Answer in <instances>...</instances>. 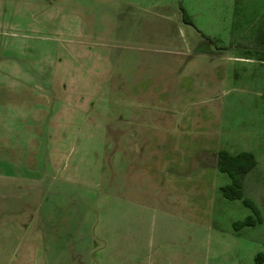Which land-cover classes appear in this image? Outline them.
<instances>
[{"label": "rangeland", "instance_id": "obj_1", "mask_svg": "<svg viewBox=\"0 0 264 264\" xmlns=\"http://www.w3.org/2000/svg\"><path fill=\"white\" fill-rule=\"evenodd\" d=\"M0 4L14 20L0 29L1 67L83 46L101 70L95 85L83 86L95 94L92 126L62 151L70 180L60 191L73 198L57 201L72 209H45L34 191V176L61 154L34 133L32 111L43 95L29 85L38 59L30 84L0 70V115L9 116L0 117V173L14 174L13 264H253L264 252V0ZM222 150L256 159L242 183L259 209L254 226H234L254 213L222 194L231 183L217 166ZM74 215L73 236L54 235V219Z\"/></svg>", "mask_w": 264, "mask_h": 264}, {"label": "crops", "instance_id": "obj_2", "mask_svg": "<svg viewBox=\"0 0 264 264\" xmlns=\"http://www.w3.org/2000/svg\"><path fill=\"white\" fill-rule=\"evenodd\" d=\"M8 10L7 6L4 7L0 4V29L10 26L14 21L9 17L10 12ZM19 48H21L20 50L23 49V51L19 50L21 53L30 49H26L23 46ZM9 50L15 51V49ZM1 51L0 48V52ZM92 53V49L76 46L64 52L56 51L53 55L44 54L45 57L42 61L41 58L32 59L26 57V60L23 61L21 59L20 61L24 65L17 63L13 65V67L10 65L8 66V61L5 60L6 66H0V70H5L6 72L12 69L16 77H21L24 80L27 79V83L30 84V75L35 71L33 64L37 62L35 59L39 61L38 64L40 67L37 69L32 79L34 85H29V89L31 87H37V92L35 93L38 94L42 91L41 93L43 95V100L38 101L36 107L33 108L32 111V117L37 118V125L34 126V133H43L42 135H44V137L42 140L45 145L53 144L54 150L61 151L60 156L56 155L55 159H51L46 163L47 166L44 170V174H39L33 178L35 181L34 188H36L34 191L36 192V196L38 195L40 198V202L44 201L43 206L45 209H59L58 207L60 205L58 201L63 198L67 199L69 204L72 202L73 194L70 195L63 192V190L60 191L62 185L67 183L64 181L70 180L66 168L67 163L64 161V154L66 153L65 151H68L72 147H76L73 146V144H76L74 141L80 128L84 131L92 126V121L88 116L90 112L87 111L88 103L95 94L92 93V90L88 92L87 87H83L85 86L84 80L88 87L92 84L95 85V74L98 70L99 72L101 71L97 68L98 65H95V62H93L95 58ZM102 53L103 57L101 60L107 61L109 59L108 53L105 51H102ZM42 70L43 74L41 72ZM10 76L14 77L13 75ZM96 79H98V77H96ZM38 98L40 99L41 96ZM0 117L7 118L9 116L4 114L2 116L0 115ZM80 118L81 122L78 121ZM31 128L28 129L31 130ZM36 128H38L39 131H36ZM64 143H66L67 146H63ZM63 150L65 151L62 153ZM9 172L10 171H4L0 173V264H13V260L15 259V240L13 237L15 228L12 211L14 209V202L10 200L14 198L12 188L13 182L11 181L14 179V174ZM64 174L66 176H63ZM69 207L72 209L70 205H67L66 208L60 206V209H69ZM9 215H12V217H9ZM75 219L77 220V215H74L71 221L63 217L57 220L54 219L55 224L52 227L56 228V230H54V235H57L58 231V233H65L66 237H72L74 229L72 221ZM75 243L76 241H71V245L74 246ZM84 253L82 259H84ZM78 254L79 252H77V250L74 253L71 252V260L74 258L75 261H77ZM79 260L78 263L80 264L82 260ZM39 264H43V258L39 259Z\"/></svg>", "mask_w": 264, "mask_h": 264}, {"label": "trees", "instance_id": "obj_3", "mask_svg": "<svg viewBox=\"0 0 264 264\" xmlns=\"http://www.w3.org/2000/svg\"><path fill=\"white\" fill-rule=\"evenodd\" d=\"M183 20L186 23L193 25L188 16L183 13ZM256 165V159L251 152L241 151L237 154H230L229 152L222 150L219 151L217 156V166L222 172H226L231 177V183L221 186L220 190L222 194L229 199H241L242 202L249 206L254 216H247L244 220L236 221L234 226L236 228L242 226H254L257 222L261 221L259 209L249 199L243 196L242 183L245 174L250 171ZM253 264H264V252H258L254 258Z\"/></svg>", "mask_w": 264, "mask_h": 264}]
</instances>
